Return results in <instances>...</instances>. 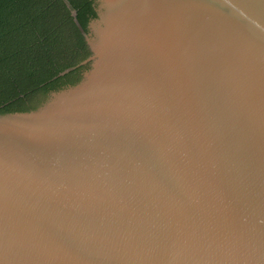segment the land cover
I'll return each instance as SVG.
<instances>
[{
    "label": "water",
    "instance_id": "obj_1",
    "mask_svg": "<svg viewBox=\"0 0 264 264\" xmlns=\"http://www.w3.org/2000/svg\"><path fill=\"white\" fill-rule=\"evenodd\" d=\"M63 1L86 69L0 114V264H264V0Z\"/></svg>",
    "mask_w": 264,
    "mask_h": 264
},
{
    "label": "trees",
    "instance_id": "obj_2",
    "mask_svg": "<svg viewBox=\"0 0 264 264\" xmlns=\"http://www.w3.org/2000/svg\"><path fill=\"white\" fill-rule=\"evenodd\" d=\"M67 1L86 32L96 17L94 1ZM59 20L69 28L76 48L84 52L83 60L87 59L88 48L63 0H0V114L35 110L50 92L80 80V69L59 76L68 67H76L56 65L54 50L61 47L67 31L58 25ZM52 47L54 56L44 58ZM29 97L35 101L27 103Z\"/></svg>",
    "mask_w": 264,
    "mask_h": 264
},
{
    "label": "rangeland",
    "instance_id": "obj_3",
    "mask_svg": "<svg viewBox=\"0 0 264 264\" xmlns=\"http://www.w3.org/2000/svg\"><path fill=\"white\" fill-rule=\"evenodd\" d=\"M58 25L60 27L62 25H64L63 20H59ZM64 26L67 28V31L64 33L65 38L63 40L61 39V47L59 48L56 46L55 47L56 49L54 50L55 57H56L55 60L57 62L56 65H59V64L60 65H67V64H69V65L78 64L79 65L81 62L84 61L83 60L84 52L81 49L76 48L75 43H74V39L71 36L70 31H68L69 28L66 25H64ZM58 44H59V41H58ZM52 54H53V47L50 48L49 50H47V55H45L44 58H48L49 56H52ZM53 56H54V54H53ZM59 62H61V63H59ZM69 69H72L71 71H73V69H75V67H68L67 69H65L61 73L65 72ZM69 72H67V74ZM61 73H59V75ZM34 101L35 100H33V98L31 99L30 97L28 98V100H26L27 103L34 102Z\"/></svg>",
    "mask_w": 264,
    "mask_h": 264
},
{
    "label": "flooded vegetation",
    "instance_id": "obj_4",
    "mask_svg": "<svg viewBox=\"0 0 264 264\" xmlns=\"http://www.w3.org/2000/svg\"><path fill=\"white\" fill-rule=\"evenodd\" d=\"M75 69H80V77H81V73L83 72V70L85 69V67H80L78 66V64H75Z\"/></svg>",
    "mask_w": 264,
    "mask_h": 264
}]
</instances>
